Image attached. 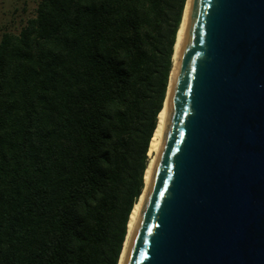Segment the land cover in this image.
<instances>
[{"label":"trees","instance_id":"1","mask_svg":"<svg viewBox=\"0 0 264 264\" xmlns=\"http://www.w3.org/2000/svg\"><path fill=\"white\" fill-rule=\"evenodd\" d=\"M187 0H41L0 41V264H119Z\"/></svg>","mask_w":264,"mask_h":264},{"label":"water","instance_id":"2","mask_svg":"<svg viewBox=\"0 0 264 264\" xmlns=\"http://www.w3.org/2000/svg\"><path fill=\"white\" fill-rule=\"evenodd\" d=\"M123 264H264V0H190Z\"/></svg>","mask_w":264,"mask_h":264},{"label":"bare ground","instance_id":"3","mask_svg":"<svg viewBox=\"0 0 264 264\" xmlns=\"http://www.w3.org/2000/svg\"><path fill=\"white\" fill-rule=\"evenodd\" d=\"M189 5H190V0H188L187 8H186V11L184 14V18H183L181 27L179 29L177 43L175 45L174 63H173V70L171 73V78H172L171 80L172 81L175 77L178 59H179V55H180V50H181L183 38L185 35L186 27H187L188 6ZM172 81H171V84H172ZM171 84H170V88H169V91L167 94V99H166L165 104H164V108L159 115V121H158L157 129L154 133V136H153L151 144H150V150H149L150 162H149V166L147 168L146 175H145V188H144V191H143L140 199L135 204L134 209L131 213L130 220H129V226H128V235L126 238L124 250H123L119 264H123V262H124L128 245L130 243V240H131V238L134 234L135 228L137 226L141 211L143 209V205L145 202L148 186H149V183L151 180V176H152V173L154 170V166H155V163L157 160V156H158V153H159V150L161 147V143H162V139H163V135H164V131H165V126H166V120H167V106H168V99H169V95H170V91H171Z\"/></svg>","mask_w":264,"mask_h":264},{"label":"rangeland","instance_id":"4","mask_svg":"<svg viewBox=\"0 0 264 264\" xmlns=\"http://www.w3.org/2000/svg\"><path fill=\"white\" fill-rule=\"evenodd\" d=\"M41 0H0V41L4 32L18 33L34 17Z\"/></svg>","mask_w":264,"mask_h":264}]
</instances>
